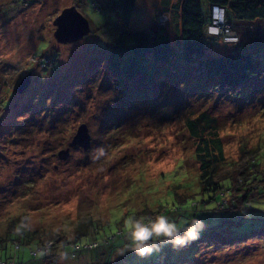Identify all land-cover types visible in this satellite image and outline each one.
<instances>
[{"label":"rangeland","instance_id":"rangeland-1","mask_svg":"<svg viewBox=\"0 0 264 264\" xmlns=\"http://www.w3.org/2000/svg\"><path fill=\"white\" fill-rule=\"evenodd\" d=\"M161 2L138 0L130 30L149 31ZM71 7L88 20L91 32L61 44L54 23ZM164 23L177 46L179 20L171 15ZM250 26L257 44L248 52L260 54L264 23ZM118 34V19L106 0H0V237L20 221L16 229L45 239L74 240L85 230L94 239L96 228L95 238L102 241L124 232L111 251L102 248L62 264H264V237L220 245L264 226V195L237 205L229 216L220 199L210 201L212 194L182 203L174 195L199 191L197 141L187 121L202 113L213 120L228 162L239 160L243 146L263 153L264 64L238 99L220 100L213 85L180 70L157 71L152 82L119 83L106 62ZM239 51L242 43L207 40L208 56ZM26 78L29 86L18 92ZM82 124L91 136L88 151L70 146ZM67 149L62 160L59 153ZM144 210L178 225L197 218L206 227L178 252L168 245L147 259L131 250L121 254L129 243L124 221L145 216Z\"/></svg>","mask_w":264,"mask_h":264},{"label":"trees","instance_id":"trees-1","mask_svg":"<svg viewBox=\"0 0 264 264\" xmlns=\"http://www.w3.org/2000/svg\"><path fill=\"white\" fill-rule=\"evenodd\" d=\"M106 1L119 23V34L106 62L119 83L124 80L131 83L137 78H141V83L152 82L154 73L160 70L169 75L192 73L210 87L213 85L219 94L218 99L225 100L240 98L244 86L260 74L264 52L256 53V49L248 52V47L257 44V40L249 35V32L253 34L250 25L264 23V0H203L206 12L201 0H180L173 6L172 0H162L157 23L147 32L130 30L138 0ZM214 7L225 10L226 24L238 42H225L224 33L220 36L207 34L212 25ZM171 15L173 20H179L177 46L172 43L165 23L161 21L166 18L169 22ZM240 34L245 35L247 41L243 39L242 42ZM207 40L208 43L209 40H220L225 45L242 43L244 51L208 56ZM187 129L197 141L195 159L199 164V191L189 196L174 192L177 201L182 203L191 197L212 194L210 201L220 199L222 211L229 216L237 205L247 206L249 201L264 195L261 194L264 191V151L246 150L243 146L239 160L228 162L224 143L206 113L188 120ZM142 214L155 217L148 210ZM20 225L21 221L20 224L13 222L12 230L0 237V264H62L61 261L78 260L83 254L102 248L111 251L118 239H124V232L119 231L98 241L96 228L94 239L86 230L77 234L74 240L61 235L45 239L37 232L16 229ZM252 237H264V226L245 235H232L220 245L234 246Z\"/></svg>","mask_w":264,"mask_h":264},{"label":"clouds","instance_id":"clouds-1","mask_svg":"<svg viewBox=\"0 0 264 264\" xmlns=\"http://www.w3.org/2000/svg\"><path fill=\"white\" fill-rule=\"evenodd\" d=\"M219 29L209 28L208 35L218 34ZM227 42H238L230 40ZM101 154H102V150ZM183 225H187L183 227ZM202 220L193 218L191 222L181 220L177 222L170 220L166 215L140 216L130 215L124 221L126 239L129 243L121 251H133L140 259H147L153 254L161 252L164 246L171 245L174 251H180L190 245L191 242L200 237L205 228Z\"/></svg>","mask_w":264,"mask_h":264},{"label":"water","instance_id":"water-1","mask_svg":"<svg viewBox=\"0 0 264 264\" xmlns=\"http://www.w3.org/2000/svg\"><path fill=\"white\" fill-rule=\"evenodd\" d=\"M54 25L56 31L54 37L58 43L67 44L79 41L91 32L88 20L78 12L76 7H71L64 10L59 17H57ZM29 78H26L18 88V92H23L29 86ZM72 147H81L85 151L91 149V136L86 124H82L77 131V134L70 144ZM69 149L59 153L62 160H66L69 156Z\"/></svg>","mask_w":264,"mask_h":264},{"label":"built area","instance_id":"built-area-1","mask_svg":"<svg viewBox=\"0 0 264 264\" xmlns=\"http://www.w3.org/2000/svg\"><path fill=\"white\" fill-rule=\"evenodd\" d=\"M226 13L223 8L219 7H214L213 8V13H212V25L210 28H217L219 29L218 34L214 36H220L221 33H224L225 35V42L230 41V40H237L236 37L233 36V34L229 31V27L226 24ZM167 19L163 18L161 21L164 23ZM232 43V42H228Z\"/></svg>","mask_w":264,"mask_h":264}]
</instances>
